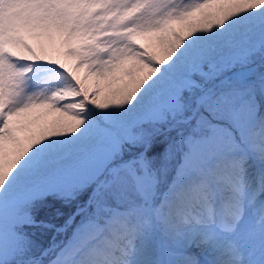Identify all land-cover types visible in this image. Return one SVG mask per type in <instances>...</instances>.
<instances>
[{
    "label": "snow or ice",
    "instance_id": "6c2138e0",
    "mask_svg": "<svg viewBox=\"0 0 264 264\" xmlns=\"http://www.w3.org/2000/svg\"><path fill=\"white\" fill-rule=\"evenodd\" d=\"M0 264H264V0H0Z\"/></svg>",
    "mask_w": 264,
    "mask_h": 264
},
{
    "label": "rangeland",
    "instance_id": "374dc122",
    "mask_svg": "<svg viewBox=\"0 0 264 264\" xmlns=\"http://www.w3.org/2000/svg\"><path fill=\"white\" fill-rule=\"evenodd\" d=\"M52 54H53V55H56V53H55V52H52Z\"/></svg>",
    "mask_w": 264,
    "mask_h": 264
}]
</instances>
